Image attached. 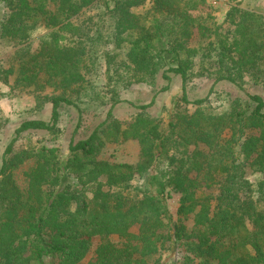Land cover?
<instances>
[{"label": "trees", "instance_id": "trees-1", "mask_svg": "<svg viewBox=\"0 0 264 264\" xmlns=\"http://www.w3.org/2000/svg\"><path fill=\"white\" fill-rule=\"evenodd\" d=\"M144 1L110 0L106 8L116 21L103 42L99 38L101 31L94 23H87V27L91 26L87 30L97 33L91 39L81 34L83 22L77 25L71 22L95 0H0L8 10L1 37L23 42L27 34L21 26L30 27L37 22L50 30L35 60L18 66L16 82L35 91L54 86L81 93L86 84L81 70L87 69L86 60L93 59L96 53L93 44L98 38L97 42L101 46L105 43L108 51L103 57L112 77L119 72L127 74L141 66L154 65V48L144 41L140 31L151 32L160 28V24L153 18L146 26L141 23L145 21L144 16L132 11ZM150 2L156 10L164 9L176 21L194 0ZM236 12L241 13L230 10L227 19L232 20ZM247 17V22L236 24L235 28H242L241 39L234 38L231 46L238 54L244 51L257 60L263 59L264 21L250 13ZM191 22L185 21L183 26ZM82 37L88 38L92 45ZM170 43V50L166 52L173 54L171 60L175 61L178 52L175 44ZM213 48L204 49L203 55L209 56ZM197 52L195 49L194 55ZM99 53L101 48L97 50ZM118 60L119 63L115 62ZM230 71L218 73L215 83L229 81L240 88ZM168 72L181 77V101L195 107L194 112L182 125L170 123L171 135L154 140L148 130L158 127L159 121L144 113L153 105L152 101L138 107L141 112L127 126L107 127L103 123L87 140L75 145L71 141L69 149L73 155L64 168L66 176L72 175L76 180L77 187L72 191L58 188L62 176L55 168L58 164L55 148L39 147L30 154L36 166L46 168L49 185L46 190L43 189L46 182L38 179L33 170L23 174L26 185L20 188L7 157L22 133L54 132L60 106H76L75 99L50 97L49 122L29 120L20 124L3 153L0 167V264H78L86 255L92 237L123 239L133 228L137 230L136 249L107 243L102 247L111 256L100 264H152L151 254L140 252L154 245L164 253L176 250L178 254L179 250V264H264V180L256 195L237 198L250 185L244 177V162L250 159L252 172L264 174V100L258 95H247V102L254 105L251 111L237 112L232 108L228 114L211 115L203 108L208 97L188 100L185 63L167 69L163 74L166 80H169ZM162 90L166 91L167 87ZM180 138H185L193 148L189 149ZM131 139L137 140L140 146L135 165H111L97 159L104 141L118 143ZM179 146L184 150L179 151ZM105 172L115 177V187L101 182ZM140 178L149 188L148 192L140 193L134 186ZM172 193L179 195L176 213L179 218L202 209L211 211L204 224L193 227L194 241H182L177 233L169 230L172 216L166 201Z\"/></svg>", "mask_w": 264, "mask_h": 264}, {"label": "rangeland", "instance_id": "rangeland-1", "mask_svg": "<svg viewBox=\"0 0 264 264\" xmlns=\"http://www.w3.org/2000/svg\"><path fill=\"white\" fill-rule=\"evenodd\" d=\"M106 4L110 5V0H95L75 15L71 22L74 25L83 22L81 34H86L91 39L92 35L95 36L94 34L97 35V33L87 30L91 27H87V23L90 22L91 25L94 23L99 27L101 31L99 38L104 42L108 39L110 28L116 21L107 11ZM232 9H237L241 13L236 12L232 20L227 19V14ZM132 11L144 16L145 21L141 23L146 26L153 18L160 24L161 29L157 28L151 32L140 31L144 41L154 48L155 64L141 66L138 70H131L127 74L119 72L112 77L110 71H107V63L103 57V54L108 51L105 50V43L101 46L97 42L98 38L93 44V51H96L93 59L86 60L85 65L88 67L86 70H81L86 81L85 90L81 93L54 86H49L43 91H35L33 88H24L16 82L18 66L23 62L35 60L37 51L45 41V36L50 32L42 23L37 22L30 27L22 25V30L27 34V39L23 42L3 38L0 35V167L3 153L15 137V130L21 123L29 120L50 121L52 107L50 97H71L77 104L76 106L64 104L60 106L58 126L54 132L27 131L14 142L7 159L20 188L26 185L23 174L31 170L38 179L46 182L43 189L49 188L46 168L36 166L34 158L30 156L36 148L44 147L57 150L58 164L55 168L59 169L58 174L62 176L58 188L66 187L70 191L74 190L77 187L76 180L72 175L66 176L64 168L66 161L73 155L69 149L70 142L72 141L75 145L87 140L103 123L107 127L113 124L127 126L133 122L136 114L141 112L138 107L152 101L153 105L144 113L157 119L159 125L148 130L150 136L154 140H159L164 135H171L169 124L181 122L182 125L183 120L195 110V107L184 105L181 101V77L169 72L166 74L169 80L163 77L167 69L176 65L185 63L188 100L192 102L209 98L208 103L203 107L205 113L225 115L232 108H235L237 112L244 110L249 112L254 105L247 102V95H258L264 100V58L257 60L243 50V54H238L231 46L234 38L241 39L242 28H235V26L241 21L247 22V14L255 15L260 18V21H264V0H194L191 7H187L180 17H176V21L167 16L164 9L156 10L150 0L135 6ZM7 17V8L0 4V34L5 29ZM88 18H92L93 21ZM185 21L192 22L190 25L183 26ZM250 24L252 27L253 22L251 21ZM185 29L186 33H184ZM84 40L92 45L88 38ZM214 41H216L215 45L210 44ZM170 42L175 44L178 52L175 61L171 60L174 55L171 53L167 55L166 52L170 50ZM83 44H85L84 41ZM237 47L243 49L242 46ZM100 48L101 53L97 54ZM211 48H213L211 54L204 56V49ZM195 49L198 51L197 55H194ZM240 62L243 66H240ZM226 69L231 70L230 74L241 89L229 81L215 83L218 73ZM165 87L167 90L163 91ZM110 108L111 114L108 117ZM179 140L189 146V149L193 148L185 138ZM178 149L183 151L184 147L179 146ZM139 154L140 146L137 140L131 139L118 143L107 140L100 147L97 159L111 165H135L139 160ZM242 169L250 185L244 187L245 191L237 194L239 199L256 195L260 183L264 180L263 173L252 172L250 159L242 164ZM193 172L194 170L190 173L193 174ZM100 180L112 187L116 185L115 177L108 172L103 173ZM134 186L140 193L149 191L143 178L137 179ZM166 204L172 216L169 228L172 234L177 233L182 241H194L196 238L192 234L193 227L204 224L211 211L202 209L198 213L179 218L176 214L179 206L178 193H172ZM68 228L69 225L66 226V229ZM136 239V228L131 229L123 239L117 236L108 238L94 236L86 255L78 264H100L107 260L111 253L102 247L107 243L135 250ZM173 252L164 253L158 245H154L143 249L140 254H151L152 264H179V250L178 254L176 250Z\"/></svg>", "mask_w": 264, "mask_h": 264}]
</instances>
